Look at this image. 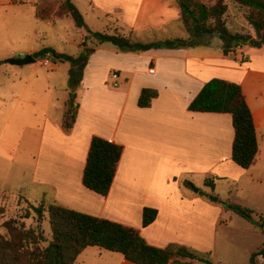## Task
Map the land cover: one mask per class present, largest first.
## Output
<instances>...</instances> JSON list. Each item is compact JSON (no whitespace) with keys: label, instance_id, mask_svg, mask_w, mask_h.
<instances>
[{"label":"crops","instance_id":"crops-1","mask_svg":"<svg viewBox=\"0 0 264 264\" xmlns=\"http://www.w3.org/2000/svg\"><path fill=\"white\" fill-rule=\"evenodd\" d=\"M71 1L88 26L87 36L81 33L79 49L82 53L83 43L87 42L94 52L76 91L69 88L71 65L58 60L53 61L58 65H45L51 68L54 82L50 76L40 77L28 80L25 86L26 93L33 84L24 111L22 149L17 154L24 172L31 170L24 173L25 203L36 207L56 204L121 224L138 231L157 248L202 245L206 218L211 219L215 213L219 216L222 210L215 205L220 199L211 198L216 184L222 181L237 185L247 178L255 195L258 191L253 185L264 180V173H244L249 169L233 162L235 129L231 115L192 112L190 105L211 80L240 86L258 134L254 167L264 161V46H240L226 55L223 42L214 38L210 46L122 52L112 44L88 39V30L96 33L101 27H117L145 43L186 39L177 0ZM202 1L214 5L217 0ZM242 28V33L256 36L250 26ZM148 35L153 38L147 39ZM171 35L175 38H169ZM38 52L24 53L19 58ZM113 74L119 78L113 80ZM111 81L117 87L110 89ZM146 89L157 91L158 97L150 107L140 108L138 102ZM58 91L64 95L58 97ZM71 94L75 99L70 100ZM70 101L79 107L73 127L67 130L63 122ZM94 137L123 148L107 197L83 184ZM1 147L4 153L12 149ZM185 182L193 187L188 188ZM206 182L214 185L208 196L201 195ZM195 187L200 192H194ZM145 209L157 211L148 227L143 226ZM92 249L99 250V257L108 252L87 248L75 264ZM112 254L118 264H133L120 254ZM263 260L258 258V264Z\"/></svg>","mask_w":264,"mask_h":264},{"label":"trees","instance_id":"trees-1","mask_svg":"<svg viewBox=\"0 0 264 264\" xmlns=\"http://www.w3.org/2000/svg\"><path fill=\"white\" fill-rule=\"evenodd\" d=\"M233 1L246 8L245 19L255 31V37L249 33H232L228 29L226 15L229 8L225 0H217L214 5H208L202 0L176 1L181 12V23L187 35L186 39L145 43L119 32L110 35L88 30V33L98 42L112 44L122 52L210 46L215 37L223 42V51L226 55L240 46L263 47L264 0ZM10 2L14 5L26 4L25 0H10ZM62 7L63 13L59 19L70 16L75 26L82 29L85 25L84 17L72 1H64ZM36 17L41 21L49 22L53 18L52 9L39 6L36 8ZM83 47L82 53L77 57L56 52L51 48H45L33 57L36 59L50 57L69 63L72 67L69 88L76 91L83 82L90 56L94 52L88 48L87 42L83 43ZM157 97V91L146 89L142 92L138 105L140 108H148ZM78 107L74 102H69L63 122L65 129L69 130L73 127ZM190 111L231 115L235 129L232 160L245 170L255 165L259 152L258 134L252 112L240 86L220 79L211 80L192 102ZM122 154L121 146L100 137H94L83 174L84 186L102 197H107L116 177ZM184 184L188 188L193 187L190 182ZM206 185L214 189L213 184L206 182ZM29 205L39 222L43 220L46 213L48 214L53 240L47 246H43L47 242L44 233L27 230L24 223L20 224L15 219L8 220L3 226L9 237L0 234V264H75L82 252L90 247L120 254L133 264H191L194 261L215 264L207 258L196 256L183 246L153 247L142 238L138 231L109 220L82 214L56 204L47 207ZM224 208L261 228L264 232L263 219L257 221L252 211L229 202L224 203ZM5 213L4 207H0V216ZM29 215L30 213H27L22 219L29 218ZM156 217V210L145 209L143 226L151 225ZM260 257L264 259V244L252 254L250 264H258Z\"/></svg>","mask_w":264,"mask_h":264},{"label":"rangeland","instance_id":"rangeland-1","mask_svg":"<svg viewBox=\"0 0 264 264\" xmlns=\"http://www.w3.org/2000/svg\"><path fill=\"white\" fill-rule=\"evenodd\" d=\"M25 1L26 4L14 5L10 0H0V144L3 146L1 149H4L5 145L7 148L12 147L9 152L14 153L12 155L0 151V207H4L6 212L0 216V234L9 237L3 225L8 220L15 219L20 224L24 223L27 230L44 233L47 242L43 246H47L53 240L49 216L46 213L43 220L39 222L37 215L30 209V205L25 203L24 187H22L24 173H30L31 170L28 168L24 172V164L19 161L20 155L17 154L22 149L24 111L28 108L27 100H29L33 84L26 93L25 86L28 80L31 82L40 77L42 79V77L50 76L54 82L55 77L53 78L51 68H47L45 65L47 62L58 65L59 62H53L51 58L40 60L38 64L12 66L7 61L19 58L21 54L34 53L45 48L78 56L81 54L79 49L82 41L81 33L87 36L85 30L88 26L85 23L81 32L79 28L75 27L72 19L63 17L58 20L63 13L62 5L65 0ZM226 4L229 8L226 15L228 29L232 33H242V26L249 27L245 19L246 8L239 6L233 0H227ZM39 6L52 9L53 18L51 21L53 22H43L36 18V8ZM95 31L110 35L119 32L129 36L117 27H101ZM134 36L133 38L138 40ZM146 38L153 37L148 35ZM169 38L175 37L171 35ZM215 38L219 42V38ZM88 39L92 40V37ZM141 40L143 39L140 38L139 41ZM106 45L111 46L109 43ZM31 76L34 77L30 78ZM61 81H64V78ZM108 87L114 88L112 81L109 82ZM62 95L64 93L58 91V97ZM72 95L74 94L70 95V100H73ZM244 173H264V161H259L257 166L251 167ZM251 186L245 178L237 185L221 181L216 184L215 193L211 187L207 186L211 189L204 187L201 195L207 196L210 191H213L211 198L213 201L220 199L215 205L222 210L219 216L215 213L211 219L206 218L205 238L202 245L183 247L189 249L196 256L207 258L215 264H250L252 254L264 244V232L232 211H227L224 208V203L229 202L232 205L248 209L254 213L257 219L262 218L264 222V180L253 185L258 191L255 195L250 189ZM192 189L196 192L194 188ZM195 189L200 190L198 187ZM27 213H30L29 218L22 219L23 216L26 217ZM177 246L182 245L178 244ZM97 251L99 250H89L83 258L79 259V264H118L113 258L116 256H113L112 253L104 252L106 256L99 257ZM196 264L205 263L198 261ZM260 264H264V260Z\"/></svg>","mask_w":264,"mask_h":264},{"label":"water","instance_id":"water-1","mask_svg":"<svg viewBox=\"0 0 264 264\" xmlns=\"http://www.w3.org/2000/svg\"><path fill=\"white\" fill-rule=\"evenodd\" d=\"M86 29H88V27H86ZM39 59L41 61L46 60V57H40ZM53 61H56V59L53 58ZM36 62H37V59L34 58L32 55H26L25 57H22V58L9 59L7 61V63L12 65V66H25V65H30V64L36 63ZM72 98L75 99V95H72ZM194 190L196 192H199V190H196L195 188H194Z\"/></svg>","mask_w":264,"mask_h":264},{"label":"built area","instance_id":"built-area-1","mask_svg":"<svg viewBox=\"0 0 264 264\" xmlns=\"http://www.w3.org/2000/svg\"><path fill=\"white\" fill-rule=\"evenodd\" d=\"M118 78H119V76L117 74L112 75L113 80H117ZM114 86L117 87V83H115Z\"/></svg>","mask_w":264,"mask_h":264}]
</instances>
